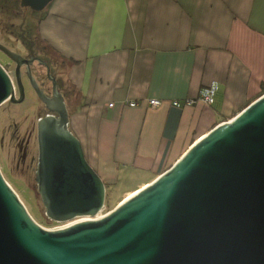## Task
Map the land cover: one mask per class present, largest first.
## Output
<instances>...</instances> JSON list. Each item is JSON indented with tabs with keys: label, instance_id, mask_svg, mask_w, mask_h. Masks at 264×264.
<instances>
[{
	"label": "crops",
	"instance_id": "0c3cea01",
	"mask_svg": "<svg viewBox=\"0 0 264 264\" xmlns=\"http://www.w3.org/2000/svg\"><path fill=\"white\" fill-rule=\"evenodd\" d=\"M1 1L4 14L20 2ZM33 17L68 68L69 127L106 191L137 177L124 197L264 90V0H52ZM213 82V104H171Z\"/></svg>",
	"mask_w": 264,
	"mask_h": 264
},
{
	"label": "water",
	"instance_id": "95a60500",
	"mask_svg": "<svg viewBox=\"0 0 264 264\" xmlns=\"http://www.w3.org/2000/svg\"><path fill=\"white\" fill-rule=\"evenodd\" d=\"M51 1L19 3L41 11ZM0 51L16 63L22 96L25 60L2 43ZM29 78L57 113L37 123V191L45 215L68 224H39L0 170V264H264V93L99 215L106 184L69 128L63 95L46 97L30 70ZM6 100L17 101L0 63V104Z\"/></svg>",
	"mask_w": 264,
	"mask_h": 264
},
{
	"label": "flooded vegetation",
	"instance_id": "af4514ba",
	"mask_svg": "<svg viewBox=\"0 0 264 264\" xmlns=\"http://www.w3.org/2000/svg\"><path fill=\"white\" fill-rule=\"evenodd\" d=\"M1 17L0 31L2 35H11L14 40L13 43H0L18 52L25 63L19 67L23 86L22 96L15 82L16 63L11 60L7 62V67L4 66L14 83V98L17 101L6 100L0 104V117L6 118V122L0 125V170L3 174L2 170L6 167L20 175L29 174L34 179L38 160V120L47 115L57 116V113L51 111L39 98L29 78V70L34 84L46 97H51L53 90L63 95L69 111L75 87L68 76V68L60 56L51 52L36 36H30L25 30V26H23V30L26 32L21 35L20 32L14 30L16 28L14 23H8L4 17ZM29 60H32L30 64ZM29 89L35 98V102L30 107ZM2 104H7L5 109H1Z\"/></svg>",
	"mask_w": 264,
	"mask_h": 264
},
{
	"label": "rangeland",
	"instance_id": "374dc122",
	"mask_svg": "<svg viewBox=\"0 0 264 264\" xmlns=\"http://www.w3.org/2000/svg\"><path fill=\"white\" fill-rule=\"evenodd\" d=\"M1 2L2 1L0 0V4H2ZM9 6L10 5H8L6 7V12H5L6 14H4L2 11H0V17L2 15H4V19L8 23H10V22L14 23V25H16V28L14 30L17 32H20L21 35L25 34V32L27 31L30 36L34 37L33 31L36 28V25H35L36 20L33 17V15L35 14L38 16L40 11H34L31 8L22 7L19 2L16 6H12V8H10L11 11L9 10ZM23 26H25L26 31L23 30ZM28 28H29V31H28ZM8 29H12V28H8ZM9 35H10V33H9ZM13 40H14L13 36H11V35L10 36H3L1 31H0V42H4L7 44V43H13L12 42ZM41 43H42V41H41ZM9 61H11V59L8 56H6L2 51H0V63L3 66L7 67V62H9ZM34 102H35L34 94L29 89V107ZM6 106H7V104H2L1 109H5ZM4 122H6V118L0 117V125ZM2 171H3V175H4L5 179L7 180V182L16 191V193L18 194V196L20 197V199L23 201L26 208L28 209L29 213L32 215V217L39 224H41L44 227H56V226H59V225L64 223V222H58V221L51 220L45 215V210H44V207L42 205L39 193L37 191L36 182L31 177V175H29V174H27L25 176L20 175V173L12 172V171H10L9 168H6V167ZM128 173L123 171L120 174V181H118L117 185L110 186L107 189L106 195H105L104 206H103L101 212L99 213V215H102V214L108 212V210L114 206L112 204L114 202H117L118 199H120L121 197H123L124 191L127 188H129L133 182H135L137 177H135V176H129L128 177V175H132V174H128Z\"/></svg>",
	"mask_w": 264,
	"mask_h": 264
},
{
	"label": "built area",
	"instance_id": "2783aa9c",
	"mask_svg": "<svg viewBox=\"0 0 264 264\" xmlns=\"http://www.w3.org/2000/svg\"><path fill=\"white\" fill-rule=\"evenodd\" d=\"M8 72V71H7ZM217 88H216V84L213 82L211 84H209L208 86L206 87H202L199 91V94H198V99L206 104H211L214 102L215 100V96H216V91ZM197 98H194V99H197ZM194 99L192 98H186L184 100V104L185 105H189L191 104L192 102H194ZM126 104H128L129 106H135L137 104H139V101L138 100H126L125 101ZM147 105L154 108L158 105L161 104V100L158 99V98H149L147 101H146ZM182 103L180 100L176 99V100H172L171 101V104L173 106H177V107H180L182 106ZM113 103L112 102H109L108 103V106H112Z\"/></svg>",
	"mask_w": 264,
	"mask_h": 264
},
{
	"label": "trees",
	"instance_id": "16d2710c",
	"mask_svg": "<svg viewBox=\"0 0 264 264\" xmlns=\"http://www.w3.org/2000/svg\"><path fill=\"white\" fill-rule=\"evenodd\" d=\"M264 93V90L261 92V94H263ZM260 94V95H261ZM195 102H201V103H204V102H202V101H200L198 98L197 99H194V102H192L191 104H189V105H193ZM250 103V102H249ZM211 104H213V103H211ZM185 104H184V101H183V103H182V106H184ZM181 107V106H180ZM235 115V114H234ZM233 115V116H234ZM223 120H227V119H222V121ZM219 123V122H218ZM216 125V124H215ZM163 172V171H162ZM161 172V173H162ZM138 189V188H137ZM133 191H135V190H133ZM124 197V196H123ZM123 197H121L120 199H118V201L117 202H114L112 205H115V204H117L118 202H120L122 199H123Z\"/></svg>",
	"mask_w": 264,
	"mask_h": 264
},
{
	"label": "bare ground",
	"instance_id": "6f19581e",
	"mask_svg": "<svg viewBox=\"0 0 264 264\" xmlns=\"http://www.w3.org/2000/svg\"><path fill=\"white\" fill-rule=\"evenodd\" d=\"M233 117V116H232ZM231 117V118H232ZM230 119V118H229ZM228 120V119H227ZM224 121V120H223ZM135 193V191H133V192H129L124 198H126V197H129L130 195H132V194H134ZM116 205V204H115ZM114 205V206H115ZM81 220L82 219H88V217H82V218H80ZM80 219H76V220H80ZM76 220H74V221H76ZM66 224H68V222H65V223H63V224H61V225H59V226H56V227H60V226H64V225H66Z\"/></svg>",
	"mask_w": 264,
	"mask_h": 264
}]
</instances>
